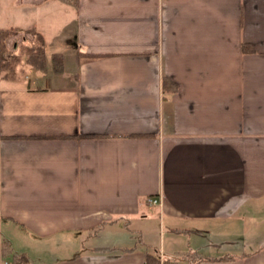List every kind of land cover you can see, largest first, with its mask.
<instances>
[{
	"label": "crops",
	"instance_id": "obj_1",
	"mask_svg": "<svg viewBox=\"0 0 264 264\" xmlns=\"http://www.w3.org/2000/svg\"><path fill=\"white\" fill-rule=\"evenodd\" d=\"M0 29L17 264H264V0H0Z\"/></svg>",
	"mask_w": 264,
	"mask_h": 264
},
{
	"label": "trees",
	"instance_id": "obj_2",
	"mask_svg": "<svg viewBox=\"0 0 264 264\" xmlns=\"http://www.w3.org/2000/svg\"><path fill=\"white\" fill-rule=\"evenodd\" d=\"M61 1L69 2L70 0H61ZM15 33H16V30H14V29H0V52L4 53V51L6 50V45H5L6 39ZM31 33L34 36V40L36 43L33 46L29 47L31 49L33 48L31 51V54H32L31 56L34 58V62H39V61H41V57H42V53H43V50H42V46L44 44L43 36L38 32H31ZM23 47L26 48V46L24 44H23ZM2 64H5V62ZM0 255L3 259L7 255L10 256V258H12V260L9 262V264H12V263L17 264L19 262V260L21 259V256L12 254L11 247L5 241H2V243H1ZM157 262H158L157 259L152 258L149 260L148 263L155 264ZM164 264H171V262L169 260H164Z\"/></svg>",
	"mask_w": 264,
	"mask_h": 264
},
{
	"label": "rangeland",
	"instance_id": "obj_3",
	"mask_svg": "<svg viewBox=\"0 0 264 264\" xmlns=\"http://www.w3.org/2000/svg\"><path fill=\"white\" fill-rule=\"evenodd\" d=\"M62 33H63V31H62ZM50 42H51V47H53L54 49L53 48H49L48 49L49 52H50L51 49H53V51L55 50V51H57V53H59V54H61L63 56H66V55H68L70 53V51H73V49H74L73 41L71 40L70 37H67V36H64V37L62 36L61 38H60V36L55 37L53 39H50ZM102 236L103 235H100V238H102ZM166 236L167 235L165 233L164 238H163L164 240L167 239ZM83 237H84L83 238L84 239V246H88V245H91V244L93 245L94 244V234H92V236H90L87 239H86L85 236H83ZM136 237H137V235H136ZM100 238H98V239H100ZM158 240H160V239H159V236L156 235V233L152 234V236L150 238H146V240L144 239L145 245L148 247V249L150 251H154L155 249L158 248V245H157ZM164 240H163V242H164ZM151 241H154V244L156 245V248L154 247V244H148V243H151Z\"/></svg>",
	"mask_w": 264,
	"mask_h": 264
},
{
	"label": "built area",
	"instance_id": "obj_4",
	"mask_svg": "<svg viewBox=\"0 0 264 264\" xmlns=\"http://www.w3.org/2000/svg\"><path fill=\"white\" fill-rule=\"evenodd\" d=\"M146 201V204H149V205H156L157 203H159L160 201L158 200V198H155V197H147L145 199ZM159 264H163L162 262H159Z\"/></svg>",
	"mask_w": 264,
	"mask_h": 264
}]
</instances>
